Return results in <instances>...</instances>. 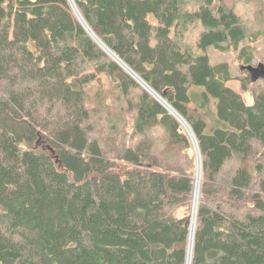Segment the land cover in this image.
<instances>
[{
    "label": "trees",
    "instance_id": "obj_1",
    "mask_svg": "<svg viewBox=\"0 0 264 264\" xmlns=\"http://www.w3.org/2000/svg\"><path fill=\"white\" fill-rule=\"evenodd\" d=\"M15 16L43 39L0 36V57L66 72L81 112L56 136L47 102H16L39 80L0 74V264H188L198 172L190 264H264V0H0V33Z\"/></svg>",
    "mask_w": 264,
    "mask_h": 264
},
{
    "label": "rangeland",
    "instance_id": "obj_2",
    "mask_svg": "<svg viewBox=\"0 0 264 264\" xmlns=\"http://www.w3.org/2000/svg\"><path fill=\"white\" fill-rule=\"evenodd\" d=\"M224 1L228 5H232L236 0ZM244 6L245 5L243 4L242 9H244ZM55 9H57L65 18L66 27L72 28L73 24L75 23V19L78 18L75 11L71 10L70 12H65V9L62 7H55ZM252 19L253 13L248 10L246 20ZM13 21L14 23L12 30L9 32H1L0 36H3L7 39H14L16 37L32 34L38 35L40 39H43L40 33L41 25L39 23L28 24L23 20V18H19L16 16L14 17ZM31 45L32 48H36L34 41L31 42ZM255 45L259 49L257 59L255 60L256 63L260 60H263L261 58L264 57V38H261ZM208 53L212 62L226 61L229 63L233 75L232 79L229 81V84L243 94L247 103H253L251 94L242 89V82L238 78L239 75H242L243 72L240 70V63L237 60V53L233 50L219 51L213 46L208 47ZM92 73L93 72H89V75L85 74V76H83V79L87 81L92 77ZM0 74L7 77L12 83H14L18 79L26 78L39 80L36 85L26 87L23 91L19 92L16 95V102L21 105L25 104L26 102H30L33 106H36L41 101L47 102L50 109L47 118V126H50L52 128L53 133L56 136L60 135L63 128L73 126V124L78 120L81 112V100L77 94L71 93L69 91L68 83L71 81V77L66 72H41L34 66L31 56L27 54L23 49L17 48L11 58L7 59L4 57H0ZM155 96L157 97V95ZM116 120L117 123H121L118 116L116 117ZM44 140L46 139L44 138ZM39 141L41 142V144L43 143V139H40ZM198 177L200 179L199 197L195 198V196L193 195V205L195 209L192 219L194 218V216L196 217V207L201 194L200 172H198L196 180Z\"/></svg>",
    "mask_w": 264,
    "mask_h": 264
},
{
    "label": "water",
    "instance_id": "obj_3",
    "mask_svg": "<svg viewBox=\"0 0 264 264\" xmlns=\"http://www.w3.org/2000/svg\"><path fill=\"white\" fill-rule=\"evenodd\" d=\"M72 8H73V10L75 11V13L77 14L78 13V10H77V8H76V6H73L72 5ZM79 14H77V16H78ZM78 19L80 20V22L82 23V24H84V22L79 18V16H78ZM84 27H86L87 28V26L84 24ZM94 38H96L97 39V37L96 36H94ZM105 47V46H104ZM105 49H106V47H105ZM118 60V59H117ZM119 61V63H121L122 64V62L120 61V60H118ZM124 67H125V69L127 70V71H129V73L130 74H132L140 83L142 82V85H145L144 84V82L143 81H141L139 78H138V76L134 73V72H132L130 69H128L124 64H122ZM250 70L252 71V75H253V80L255 81L257 78H258V76H261L262 74H264V68H263V66L261 65V66H259V67H251L250 68ZM146 86V85H145ZM146 88H148L147 86H146ZM149 89V88H148ZM149 91H151L150 89H149ZM154 95H156L154 92H152ZM160 99V98H159ZM160 101L171 111V112H173L174 114H175V112H174V110L168 105V104H166L163 100H161L160 99ZM40 139H42V136H40ZM41 142L40 141H38L37 142V145H39ZM43 143H44V145H47V142L46 141H43ZM189 247V246H188Z\"/></svg>",
    "mask_w": 264,
    "mask_h": 264
},
{
    "label": "bare ground",
    "instance_id": "obj_4",
    "mask_svg": "<svg viewBox=\"0 0 264 264\" xmlns=\"http://www.w3.org/2000/svg\"><path fill=\"white\" fill-rule=\"evenodd\" d=\"M40 136H42V139H44V135L43 134H40ZM199 187H200V179L198 177L196 182H195V185H194V193H193V195L195 196V198L199 197ZM195 224H196V217L194 216V218L192 219V225H191L192 226V233H191L190 242H189V244H190V256H189L188 264H190V262H191V252H192L193 233H194V230H195Z\"/></svg>",
    "mask_w": 264,
    "mask_h": 264
},
{
    "label": "built area",
    "instance_id": "obj_5",
    "mask_svg": "<svg viewBox=\"0 0 264 264\" xmlns=\"http://www.w3.org/2000/svg\"><path fill=\"white\" fill-rule=\"evenodd\" d=\"M77 14H79V12L77 13ZM79 16V18H80V14L78 15ZM81 19V18H80ZM118 59V58H117Z\"/></svg>",
    "mask_w": 264,
    "mask_h": 264
}]
</instances>
